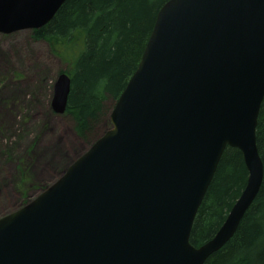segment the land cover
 I'll list each match as a JSON object with an SVG mask.
<instances>
[{"label": "water", "instance_id": "95a60500", "mask_svg": "<svg viewBox=\"0 0 264 264\" xmlns=\"http://www.w3.org/2000/svg\"><path fill=\"white\" fill-rule=\"evenodd\" d=\"M66 0H0V33L47 24ZM71 76L54 85L67 110ZM264 0H167L110 112L111 127L35 198L0 218V264H205L262 186ZM227 147L247 183L216 234L192 227Z\"/></svg>", "mask_w": 264, "mask_h": 264}, {"label": "trees", "instance_id": "16d2710c", "mask_svg": "<svg viewBox=\"0 0 264 264\" xmlns=\"http://www.w3.org/2000/svg\"><path fill=\"white\" fill-rule=\"evenodd\" d=\"M166 1L66 0L47 24L30 30L34 40L46 41L70 64L66 113L73 118L76 134L91 145L101 136L99 126L105 124L137 69ZM256 141L264 164V99ZM247 179L242 151L227 147L196 215L190 236L194 246H201L216 234ZM205 264H264V177L233 237Z\"/></svg>", "mask_w": 264, "mask_h": 264}, {"label": "rangeland", "instance_id": "374dc122", "mask_svg": "<svg viewBox=\"0 0 264 264\" xmlns=\"http://www.w3.org/2000/svg\"><path fill=\"white\" fill-rule=\"evenodd\" d=\"M70 70L30 30L0 33V218L35 198L91 146L76 134L71 115L52 108L56 79ZM110 127L109 112L100 135Z\"/></svg>", "mask_w": 264, "mask_h": 264}, {"label": "bare ground", "instance_id": "6f19581e", "mask_svg": "<svg viewBox=\"0 0 264 264\" xmlns=\"http://www.w3.org/2000/svg\"><path fill=\"white\" fill-rule=\"evenodd\" d=\"M48 153H52V152H51V149L48 150ZM46 155H47V154H46ZM47 156H48V155H47Z\"/></svg>", "mask_w": 264, "mask_h": 264}]
</instances>
